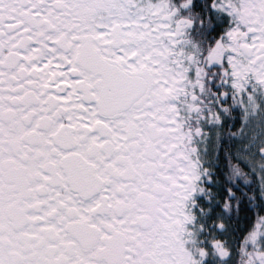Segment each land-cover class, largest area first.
Segmentation results:
<instances>
[{
	"label": "snow or ice",
	"instance_id": "obj_1",
	"mask_svg": "<svg viewBox=\"0 0 264 264\" xmlns=\"http://www.w3.org/2000/svg\"><path fill=\"white\" fill-rule=\"evenodd\" d=\"M0 264H264V0H0Z\"/></svg>",
	"mask_w": 264,
	"mask_h": 264
}]
</instances>
